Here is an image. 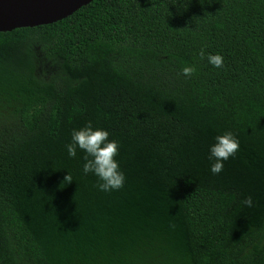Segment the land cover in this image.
<instances>
[{"label":"trees","instance_id":"16d2710c","mask_svg":"<svg viewBox=\"0 0 264 264\" xmlns=\"http://www.w3.org/2000/svg\"><path fill=\"white\" fill-rule=\"evenodd\" d=\"M88 121L120 190L67 155ZM0 264H264V0H93L0 32Z\"/></svg>","mask_w":264,"mask_h":264},{"label":"clouds","instance_id":"9594fccd","mask_svg":"<svg viewBox=\"0 0 264 264\" xmlns=\"http://www.w3.org/2000/svg\"><path fill=\"white\" fill-rule=\"evenodd\" d=\"M198 55L203 59L206 54L202 49ZM207 61L215 68L223 67V56L220 54H207ZM193 71L192 66L181 68V74L185 77L191 76ZM239 145L238 138L231 131H225L213 138L207 150L209 170L213 175L223 170L224 162L235 156ZM64 147L70 158H75L78 151L83 153L82 173L85 176L92 174L97 178L94 186L99 191L111 192L124 187L126 176L116 159L119 142L109 139V132L106 129L95 127L91 121H88L82 127L71 130L70 140ZM63 180L66 183L72 182L68 173ZM241 203L246 207H252L253 199L251 196H246Z\"/></svg>","mask_w":264,"mask_h":264},{"label":"water","instance_id":"95a60500","mask_svg":"<svg viewBox=\"0 0 264 264\" xmlns=\"http://www.w3.org/2000/svg\"><path fill=\"white\" fill-rule=\"evenodd\" d=\"M93 0H0V32L57 22Z\"/></svg>","mask_w":264,"mask_h":264}]
</instances>
